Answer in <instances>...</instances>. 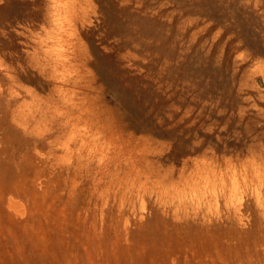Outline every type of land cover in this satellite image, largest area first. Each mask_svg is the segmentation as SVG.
I'll use <instances>...</instances> for the list:
<instances>
[{"label":"rangeland","instance_id":"1","mask_svg":"<svg viewBox=\"0 0 264 264\" xmlns=\"http://www.w3.org/2000/svg\"><path fill=\"white\" fill-rule=\"evenodd\" d=\"M0 264H264V0H0Z\"/></svg>","mask_w":264,"mask_h":264},{"label":"bare ground","instance_id":"2","mask_svg":"<svg viewBox=\"0 0 264 264\" xmlns=\"http://www.w3.org/2000/svg\"><path fill=\"white\" fill-rule=\"evenodd\" d=\"M53 65H54V63H53ZM54 66H56V65H54ZM42 72H43V75H44V73L46 71L41 69V73ZM52 74L53 73H51V75ZM51 75L49 76V79H51L52 81L54 80V85H53L54 89L52 90L53 91L52 95L54 96V98H53V100L50 101V103L48 105V109H52V107L54 108L52 121L54 122L55 126H58L57 129H59V131L60 130L61 131H65L68 128V126H70V123H72L71 122V118H72V110H73L72 107H73V105H72V102H71V98L69 97L70 91L66 88L67 87L66 83L69 82V81H63L60 84L58 82H55V77H54L55 75H52L53 78L51 77ZM57 104H60V107L56 106ZM62 107L65 109V112L60 113V111H61L60 108H62Z\"/></svg>","mask_w":264,"mask_h":264}]
</instances>
